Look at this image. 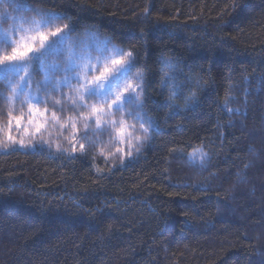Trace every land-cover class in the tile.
<instances>
[{"label": "trees", "instance_id": "1", "mask_svg": "<svg viewBox=\"0 0 264 264\" xmlns=\"http://www.w3.org/2000/svg\"><path fill=\"white\" fill-rule=\"evenodd\" d=\"M18 2L13 16L30 21L27 9L37 8L60 13L56 25L74 24L76 49L132 50L128 78L142 71L145 94L142 109H110L97 128L80 105L100 100L78 101L75 81L40 91L44 103H30L47 119L36 131L25 97L9 101L0 82V264H259L264 0ZM12 23L0 19V32ZM32 35L18 27L13 39ZM162 57L173 64L175 97L161 86ZM121 119L129 125L123 137ZM141 122L150 139L139 146ZM197 147L208 155L203 168L188 159Z\"/></svg>", "mask_w": 264, "mask_h": 264}, {"label": "snow or ice", "instance_id": "2", "mask_svg": "<svg viewBox=\"0 0 264 264\" xmlns=\"http://www.w3.org/2000/svg\"><path fill=\"white\" fill-rule=\"evenodd\" d=\"M20 6L18 0H0V19L13 22L8 29L0 32V45H3V50H0V82H5V86L11 92L9 101L19 99L22 95L25 97L24 103H29V113L33 116L29 123L35 126L36 131L43 127V124L37 123V120L46 116L47 109L41 111L39 108H33L30 102L44 103L38 95L40 91L49 94L62 91L65 87L73 88L74 81L77 85L74 87V92L78 101L82 102L92 97L100 100L99 104L80 105L88 108L86 113H81L82 118L87 121L95 117L97 128L103 123L104 115H111L110 109L115 108L119 112L123 110L125 104H132L139 109L144 107L142 99L145 94L144 73L138 70L134 77L128 78L137 63L132 50L125 52L123 49L115 48L114 51L119 58H105L103 61L97 59L93 66V58L78 54L71 40L69 34L74 30V24L52 26V21L63 19L61 14L44 12L37 8L27 9L35 13L30 21L25 20L24 17L13 16L12 13ZM24 23H29L31 27L29 29L20 27ZM18 27L19 30L31 31L34 35L16 41L13 35ZM7 49H11L10 53ZM105 50H107L106 47ZM50 58H53L51 62ZM56 60L62 63H57ZM161 63L164 69H167L161 80V86L170 88L171 96L175 97L177 86L173 83L175 77L170 74L173 71V64L163 57ZM34 71H39L43 79L34 81ZM57 72L63 73L62 79H55ZM122 81L123 84H121ZM33 89L36 90V94L33 93ZM192 98L195 99V96ZM128 114L132 115V113ZM52 119H57L55 112L52 113ZM136 119L142 120V117L137 114ZM19 123L18 119L17 124ZM112 123L115 126L116 122ZM147 123L151 125L152 122L149 119ZM71 126L75 132L77 130L75 121ZM84 126L87 127V123ZM128 127L126 121L121 119L117 129L118 135L123 137ZM140 131L142 136H136L135 140L139 146H142L145 140L150 139V130L149 127H145L144 122H141ZM9 139L11 140V137ZM21 145L23 146V142ZM79 147L81 150L84 149L83 144ZM75 150L73 147V151ZM136 150L139 151V147ZM188 159L192 163L199 161L203 168L208 155L202 147H197L188 154Z\"/></svg>", "mask_w": 264, "mask_h": 264}, {"label": "rangeland", "instance_id": "3", "mask_svg": "<svg viewBox=\"0 0 264 264\" xmlns=\"http://www.w3.org/2000/svg\"><path fill=\"white\" fill-rule=\"evenodd\" d=\"M52 26H56V24L52 23ZM20 40H21V38H20ZM76 51H77L78 54L91 56L93 58V60H92L93 66H95V63H96L97 59H100L101 61H103V59H105V58H119L118 55H113V56H105L104 55V56H102L103 55V51L100 50V49H99V51H101L102 54H98V55H97V49H96V52H95L96 54L91 52V51H89V52L83 51V47L76 49ZM99 57H101V58H99ZM50 62H51V60H50ZM121 84H123V83L121 82ZM32 119H33V116L30 118V120H32ZM46 119L47 118L45 116L44 118H40V119L37 120V123H42L43 124V127H41L40 130L46 127V125H45ZM29 125L31 127L34 126V125L30 124V123H29ZM33 130H36V128H33ZM260 215H261L260 219L262 220V223L259 226H255L253 231L255 232V234L257 233L259 235V237H256L257 241L261 244V247L262 246L264 247V213L262 212V214H260ZM237 220L240 221L241 223H244V224L246 223L245 219L237 218ZM260 258H262V259L259 260V264H264V254L263 253L260 254Z\"/></svg>", "mask_w": 264, "mask_h": 264}]
</instances>
